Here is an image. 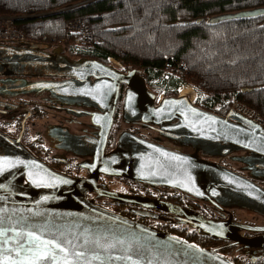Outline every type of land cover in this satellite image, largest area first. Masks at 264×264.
Segmentation results:
<instances>
[{"label":"water","instance_id":"obj_1","mask_svg":"<svg viewBox=\"0 0 264 264\" xmlns=\"http://www.w3.org/2000/svg\"><path fill=\"white\" fill-rule=\"evenodd\" d=\"M263 13L264 9H255L210 21ZM0 75L66 78L4 80L0 88L12 95L47 92L61 100H86L102 112V139L87 153L92 161L86 180L53 171L27 152L19 138L13 140L0 132V264H233L213 249L101 207L85 194L91 181L105 174L164 186L214 205L264 213V187L255 182H264V126L260 121L232 107L225 115L217 114L186 94L159 99L140 70L121 71L112 62L97 58L74 59L64 45L0 42ZM121 85L125 86L124 122L141 123L190 151L123 132L115 148L106 153ZM201 155L230 156L243 163L250 177ZM188 213L179 222L200 234L214 237L225 228L224 223Z\"/></svg>","mask_w":264,"mask_h":264},{"label":"trees","instance_id":"obj_2","mask_svg":"<svg viewBox=\"0 0 264 264\" xmlns=\"http://www.w3.org/2000/svg\"><path fill=\"white\" fill-rule=\"evenodd\" d=\"M255 9L264 0H0V15L25 16L17 25L30 40L55 46L80 22L95 41L87 57L143 69L147 84L172 57L183 71L165 80L166 95L191 84L204 108L224 113L235 100L264 126V13L210 21Z\"/></svg>","mask_w":264,"mask_h":264},{"label":"flooded vegetation","instance_id":"obj_3","mask_svg":"<svg viewBox=\"0 0 264 264\" xmlns=\"http://www.w3.org/2000/svg\"><path fill=\"white\" fill-rule=\"evenodd\" d=\"M70 56L74 59L87 57ZM17 79L34 82L62 81L66 78L0 75V82ZM94 80L91 78L92 82ZM124 92L125 86L121 85L113 122L107 136L106 153L115 148L117 139L123 132L135 133L169 148L190 151L167 142L155 130L142 127L141 123L124 122L121 117ZM169 95L165 94L163 97ZM86 104V100L68 98L61 100L47 92L12 95L0 88V132L13 140L19 138L21 146L27 152L53 171L86 180L91 176L87 166L92 161V156L87 153L100 144L102 139L100 137L102 112L96 106ZM213 112L225 115L227 111ZM238 154L241 153L234 155ZM201 156L250 177V171L244 169L243 163L230 156L222 158ZM91 182L85 196L101 207L181 237L203 249H213L233 264H264V213L242 207L202 202L164 186L151 187L123 177L98 174ZM255 182L264 187L263 181ZM188 212H195L207 219L224 223L225 228L214 237L200 234L179 222L186 218L185 214H189Z\"/></svg>","mask_w":264,"mask_h":264},{"label":"built area","instance_id":"obj_4","mask_svg":"<svg viewBox=\"0 0 264 264\" xmlns=\"http://www.w3.org/2000/svg\"><path fill=\"white\" fill-rule=\"evenodd\" d=\"M22 17L25 16L0 15V42L18 44L22 41L30 40L25 31L17 25V20ZM69 32L72 37L70 39L63 38L58 40L55 46H66V51L73 56H87L92 53L95 41L92 34L84 28L82 23L74 22L69 25ZM108 59L112 60L113 58L108 57ZM182 71L183 63L175 62L172 57H167L162 75L159 78L151 79L148 82V86H153L154 84L160 85L161 90L158 97L161 98L166 92V87L164 85L165 80L170 76L176 77V75ZM140 73L145 76V71L143 69L140 70ZM231 107L258 120V116L255 113L235 100H231Z\"/></svg>","mask_w":264,"mask_h":264},{"label":"rangeland","instance_id":"obj_5","mask_svg":"<svg viewBox=\"0 0 264 264\" xmlns=\"http://www.w3.org/2000/svg\"><path fill=\"white\" fill-rule=\"evenodd\" d=\"M110 62H112V63H114V64H116L119 68H124V69H128L129 67H127V68H125L120 62H118L117 60L115 61V60H109ZM141 74V73H140ZM142 75V74H141ZM148 85V84H147ZM182 86H188V87H191L192 88V90L194 91V93H195V99H193L192 101H194L195 103H197V104H202L203 103V100H202V98H203V94L200 92V91H198L193 85H191V84H180L179 86H178V88H180V87H182ZM152 91H154L156 94H157V97L160 95V88H161V86L160 85H157V84H154L153 86H148ZM178 88H175L176 89V92H177V94H179V92H178ZM165 95V94H164ZM187 95V94H186ZM189 96V95H188ZM163 97V96H162ZM190 97V96H189ZM191 98V97H190Z\"/></svg>","mask_w":264,"mask_h":264},{"label":"bare ground","instance_id":"obj_6","mask_svg":"<svg viewBox=\"0 0 264 264\" xmlns=\"http://www.w3.org/2000/svg\"><path fill=\"white\" fill-rule=\"evenodd\" d=\"M112 64H113L114 67L119 68L116 64H114V63H112ZM178 92H179L180 95H185V94L189 95L192 100L195 99V96H196L194 91L192 90V88L188 87V86L180 87Z\"/></svg>","mask_w":264,"mask_h":264}]
</instances>
